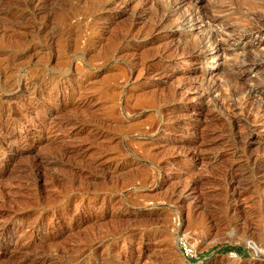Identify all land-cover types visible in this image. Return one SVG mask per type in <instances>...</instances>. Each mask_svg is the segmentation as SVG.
Instances as JSON below:
<instances>
[{
  "label": "rangeland",
  "instance_id": "374dc122",
  "mask_svg": "<svg viewBox=\"0 0 264 264\" xmlns=\"http://www.w3.org/2000/svg\"><path fill=\"white\" fill-rule=\"evenodd\" d=\"M5 1L0 264H264V120L241 147L217 108L242 84L264 107V7L28 0L33 28ZM155 7L180 26L152 32Z\"/></svg>",
  "mask_w": 264,
  "mask_h": 264
},
{
  "label": "bare ground",
  "instance_id": "6f19581e",
  "mask_svg": "<svg viewBox=\"0 0 264 264\" xmlns=\"http://www.w3.org/2000/svg\"><path fill=\"white\" fill-rule=\"evenodd\" d=\"M30 1V0H29ZM28 0H23L22 1V3H18V4H15V5H17V6H19V8H21V11L22 12H26V11H29L28 13H30V15H31V21L32 22H30L31 24H33V28H36V25L38 24V21H39V18H40V16H42V19L44 20L46 17H48L49 16V13L51 12L49 9L47 10V9H45V7L44 6H42V9H41V6L40 5H38V4H30V3H28L29 2ZM104 1L105 0H90L89 2H87V3H85V4H87L86 5V7L88 8V9H92V8H95V6L96 5H98L99 3L100 4H102V3H104ZM148 2L150 1V0H147ZM167 2L169 1H171L170 3H172L173 2V0H166ZM264 1V0H263ZM36 2V1H35ZM236 2L239 4V5H241V6H244L243 8H244V11H245V8L247 9L246 11H250V9L251 10H254V9H258V8H263L264 7V5L263 6H261L260 4H258L259 2H257L256 0H236ZM262 4V3H261ZM6 1L5 0H0V14L1 15H3V17L5 18V17H7V16H13L14 15V13H13V11L14 10H12V9H7V8H5L6 6ZM260 5V6H259ZM106 8V7H105ZM157 7H155V12L157 11V10H159V9H156ZM41 9V10H40ZM260 9V10H261ZM264 9V8H263ZM24 10V11H23ZM109 10V9H108ZM111 10V9H110ZM153 11V12H154ZM157 13V15L155 16L154 15V19H153V21H150V22H152V23H150L151 24V31L152 32H154V31H156V30H158V29H167L168 27H173V28H177V27H179L180 26V23H170L171 21H169L170 20V18H171V15H169V13L168 14H166V13H161L160 11L159 12H156ZM159 13V14H158ZM20 14H22V13H20ZM26 14V13H25ZM43 14V15H42ZM155 14V13H154ZM133 16H134V14H132ZM138 15V14H137ZM174 15V14H173ZM172 15V16H173ZM23 17V16H22ZM25 17V16H24ZM174 17V16H173ZM14 18H16V17H14ZM27 18V17H26ZM30 18V17H29ZM28 18V19H29ZM177 19V18H176ZM15 20H17V19H15ZM19 20V19H18ZM21 20V19H20ZM19 20V22H21L22 23V21H20ZM24 20V19H23ZM152 20V19H151ZM178 20V19H177ZM177 20H172V21H177ZM168 21H169V23H168ZM168 23V24H167ZM47 29V28H46ZM44 31H45V28H41V30H39L38 31V33L39 34H41V33H44ZM125 37V36H124ZM127 37V36H126ZM185 39V38H184ZM186 40H188V39H186ZM186 40H182L181 42H183L182 43V45L184 44L185 46H186V48H187V50H188V52L189 53H197V49H196V47H194V45L195 44H193V42L191 41V42H187ZM111 48H113V47H111ZM199 50V49H198ZM187 52V51H186ZM187 52V53H188ZM109 53V52H108ZM110 55V54H109ZM199 56V54L197 53L196 54V56ZM79 57L80 58H82V59H84V54H81V55H79ZM243 61H247V58H244L243 59ZM4 74H7V73H12L11 72V70L10 71H5V69L2 71ZM232 78V77H231ZM18 85V84H17ZM16 85V86H17ZM243 86L242 87H238L237 88V92H235V95L237 94L239 97H238V99H239V104H238V106H239V109H238V111L236 112V110L237 109H232L233 107H232V105L231 106H222V108L220 107V106H217V108L220 110V111H222L223 112V115H225L226 116V118L229 120V125H230V127H231V129H232V132H233V134H234V138H235V140H237L238 142H240L241 144H240V146L242 147V145L244 146V145H246L247 144V142L249 141V140H251V139H253V135H251V133L249 132V130H248V128H246V130H244L245 129V127H246V121H247V118H249L250 116H255V118L256 117H258V118H260L261 117V119H263L264 120V107H261L259 104H257L255 107H250L251 105L248 103V104H246L247 103V99H249L250 97H251V92L249 91V90H246V86L244 85V84H242ZM239 86V85H238ZM201 91H203V90H200V92ZM204 92H206V91H204ZM204 92H202L200 95L201 96H204L205 98L208 96V95H206ZM224 103H223V101H222V104L221 105H223ZM226 104H228V103H226ZM225 105V104H224ZM223 107H225V108H223ZM240 113V114H239ZM239 115H241L243 118V120H245V121H241V118H239ZM240 127V128H239ZM241 127H244V129H241ZM238 129V130H237ZM235 132H234V131ZM130 153V152H129ZM131 155L132 156H135L136 157V154L134 153V152H131ZM40 159L42 160V161H44V162H46L48 165H54V164H59L58 163V160H56V159H54V158H48V157H40ZM40 160V161H41ZM22 171H24V173H28V169L27 168H24ZM224 181L227 183V185L228 186H231V184H234V183H236V182H239V178H236V177H233V176H225L224 177ZM197 181V180H196ZM181 193H180V191H178V190H175V191H173V192H171L170 194H169V202H171V203H173V202H178L180 199H181ZM40 256H43L42 254H43V252L40 254V253H38ZM37 254V255H38ZM45 254V253H44ZM45 258V257H44ZM43 258V259H44ZM37 259V258H36ZM39 259V258H38ZM43 259H40V260H43ZM30 259H25V260H23V263H30ZM31 262H33V261H31ZM41 262V261H40ZM34 263V262H33ZM38 263V262H37Z\"/></svg>",
  "mask_w": 264,
  "mask_h": 264
},
{
  "label": "trees",
  "instance_id": "16d2710c",
  "mask_svg": "<svg viewBox=\"0 0 264 264\" xmlns=\"http://www.w3.org/2000/svg\"><path fill=\"white\" fill-rule=\"evenodd\" d=\"M226 250H235V251H239V249H232V248H227Z\"/></svg>",
  "mask_w": 264,
  "mask_h": 264
}]
</instances>
